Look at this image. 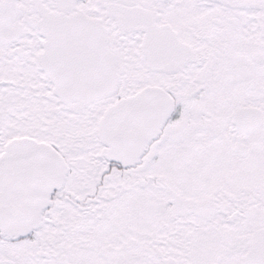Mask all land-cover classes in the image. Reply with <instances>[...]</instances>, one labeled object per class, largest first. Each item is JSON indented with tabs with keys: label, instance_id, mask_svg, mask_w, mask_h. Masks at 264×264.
Wrapping results in <instances>:
<instances>
[{
	"label": "snow or ice",
	"instance_id": "1",
	"mask_svg": "<svg viewBox=\"0 0 264 264\" xmlns=\"http://www.w3.org/2000/svg\"><path fill=\"white\" fill-rule=\"evenodd\" d=\"M0 264H264V0H0Z\"/></svg>",
	"mask_w": 264,
	"mask_h": 264
}]
</instances>
